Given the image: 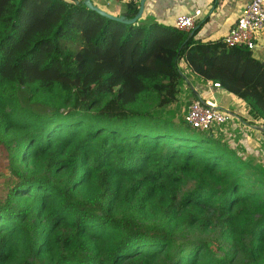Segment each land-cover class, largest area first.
Wrapping results in <instances>:
<instances>
[{
    "label": "trees",
    "instance_id": "obj_1",
    "mask_svg": "<svg viewBox=\"0 0 264 264\" xmlns=\"http://www.w3.org/2000/svg\"><path fill=\"white\" fill-rule=\"evenodd\" d=\"M205 21L0 0V264H264V164L170 108L182 60L264 126V63L196 38Z\"/></svg>",
    "mask_w": 264,
    "mask_h": 264
},
{
    "label": "crops",
    "instance_id": "obj_2",
    "mask_svg": "<svg viewBox=\"0 0 264 264\" xmlns=\"http://www.w3.org/2000/svg\"><path fill=\"white\" fill-rule=\"evenodd\" d=\"M91 1L101 9L120 16L125 13L127 3L132 0H107V5L110 1L124 3V6L116 4L111 7L95 0ZM134 1L139 3L140 0ZM247 2L248 0H218L216 3L215 0H146L139 20L141 22L157 21L174 25L177 15L193 14L195 10L199 9L201 13L196 18L195 23L206 21L197 32L196 38L214 40L223 37ZM256 41L264 45V30L257 34ZM252 53L255 58L264 63L263 49L257 46L252 50ZM182 66L187 69L188 73H193L184 62ZM196 80V83L191 82V80L188 83L185 80L190 90L185 86L186 84L183 85L178 99V101L180 100L179 103L183 101L189 104L194 98V92L191 90L190 85L197 86L204 98H213L219 107L229 109L239 118V121H229L221 126L214 127L211 130L213 135L222 137L235 150L236 148L243 149L245 157L264 164V131L260 129L262 127L261 123L250 115L245 103L223 89L206 88L203 80L199 77Z\"/></svg>",
    "mask_w": 264,
    "mask_h": 264
},
{
    "label": "built area",
    "instance_id": "obj_3",
    "mask_svg": "<svg viewBox=\"0 0 264 264\" xmlns=\"http://www.w3.org/2000/svg\"><path fill=\"white\" fill-rule=\"evenodd\" d=\"M201 10L193 14H179L174 20V26L180 30L188 31L195 25L196 18ZM264 30V0H248L237 15L234 22L223 35L226 46H240L253 50L255 47L264 50V45L257 43V34ZM183 61H178V67L184 79L189 83L187 71L182 69ZM206 88L221 89L219 83L203 80ZM195 96L188 104L182 120L191 128L199 130H212L229 121H239V118L227 108H221L213 98H204L198 87L191 84Z\"/></svg>",
    "mask_w": 264,
    "mask_h": 264
},
{
    "label": "rangeland",
    "instance_id": "obj_4",
    "mask_svg": "<svg viewBox=\"0 0 264 264\" xmlns=\"http://www.w3.org/2000/svg\"><path fill=\"white\" fill-rule=\"evenodd\" d=\"M95 1H97L99 3H104L107 7H111L112 5H116V4L119 6H124V3L120 2V1H115V2L110 1V3L108 5L106 4L107 0H95ZM182 69H184V71L187 70L184 67H182ZM187 74H188V77L190 78L191 82L196 83V81H197L196 78H198V77L194 73H190V72L188 73L187 72ZM184 83L186 84L185 86L188 88V90H190L188 83L186 81ZM179 101L175 104H172L170 108L174 110L176 119L180 121V120H182V116L184 115L188 104H187V102L185 103L183 101L179 103ZM236 150L239 151V154L241 156L245 157L243 149L236 148ZM9 180H10V174H9V170H8L7 159L5 157V154L2 152V150L0 148V199H2L6 194L7 187L9 186ZM186 238H192V239L203 238V239L210 242V244L213 247L214 252H218V254H220V255L223 254L222 245L220 244V242H218L214 238L213 235L190 234ZM177 239L181 240L182 237L179 236V237H177Z\"/></svg>",
    "mask_w": 264,
    "mask_h": 264
},
{
    "label": "water",
    "instance_id": "obj_5",
    "mask_svg": "<svg viewBox=\"0 0 264 264\" xmlns=\"http://www.w3.org/2000/svg\"><path fill=\"white\" fill-rule=\"evenodd\" d=\"M80 1L89 9L96 11L98 14H100V15L108 18V19L119 21V22L126 23V24H130V23H134L135 21H137L141 17L142 12L144 10V3L146 0H140L139 1L138 10L132 18H126L124 15H120V16L113 15V14L101 9L100 7L96 6L95 4H93V2L91 0H80ZM191 35H192V32L190 33V36ZM260 129L264 131V126L260 127Z\"/></svg>",
    "mask_w": 264,
    "mask_h": 264
}]
</instances>
